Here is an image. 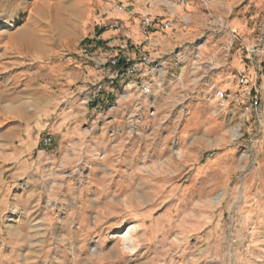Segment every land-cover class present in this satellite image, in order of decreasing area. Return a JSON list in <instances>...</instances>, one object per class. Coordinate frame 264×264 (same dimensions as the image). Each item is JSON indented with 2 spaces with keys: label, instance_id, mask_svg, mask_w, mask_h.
Listing matches in <instances>:
<instances>
[{
  "label": "rangeland",
  "instance_id": "1",
  "mask_svg": "<svg viewBox=\"0 0 264 264\" xmlns=\"http://www.w3.org/2000/svg\"><path fill=\"white\" fill-rule=\"evenodd\" d=\"M120 1L0 0V264H264V76L239 44L147 95L69 73Z\"/></svg>",
  "mask_w": 264,
  "mask_h": 264
},
{
  "label": "crops",
  "instance_id": "2",
  "mask_svg": "<svg viewBox=\"0 0 264 264\" xmlns=\"http://www.w3.org/2000/svg\"><path fill=\"white\" fill-rule=\"evenodd\" d=\"M120 2H127L125 6L128 8H117L108 24L117 21L121 27L116 30L105 27V31L99 36V48L92 54L94 61L89 66H82L79 63L76 66L77 70L73 68L69 73H77L82 77L93 75L99 81L102 79L99 78L102 70L98 69V62L113 56H119L121 60L126 62H135L133 58L129 59L128 56H149V60L158 69H145L144 66H141L131 80L123 79L121 81L122 88L127 94L136 91L135 89H138L140 83L144 84L155 79L157 82H163L166 77L173 81L174 78L180 77V66L188 63L189 56H199V58L206 56L204 62L211 63L221 74L223 56H226L225 50H227L226 44L229 38L226 34H220L218 37L208 32V15L220 17L224 21L225 27L236 33L247 45L255 44L258 36L256 32L259 30L258 25L264 21V9L261 7L263 0H158L152 4L151 8L145 7L147 0H121ZM172 2L176 4L173 7L170 5ZM203 4H206L207 10L210 9L207 12L208 15L205 13L206 8ZM146 14L152 18L161 19L169 26L167 28L155 27L151 31L145 32L142 26V17ZM127 44L130 46L126 48ZM108 51L109 53H107ZM107 54L109 56H106ZM230 56L241 55L239 51H235ZM233 63L237 69L242 68L237 60ZM216 78H219L218 75ZM214 81L213 84L218 85L219 80L215 79ZM103 86L105 88L106 82H103ZM113 86L115 91L117 85ZM94 97V94L89 95L86 104L79 107L85 109V106H92L93 104L89 103L95 101ZM97 108L98 105L89 110L95 113ZM118 108V104L113 106L115 111ZM10 111L15 113L19 121L26 123L27 118H29L35 122L32 126L36 129L48 131L41 137V146L45 148L42 139L51 138L49 134L54 129L47 128L48 126L41 128V125L36 121V114L32 113L29 117L26 108L22 112L18 111V108H13ZM69 111L68 109L67 115L62 113L60 117L54 120L55 129L66 127L70 120H74L76 124L83 123L85 120L83 117L85 115L84 110L82 113L77 108L72 112ZM72 115L75 117L70 118ZM1 137L4 139L5 135ZM36 145L32 142L33 148L37 147Z\"/></svg>",
  "mask_w": 264,
  "mask_h": 264
},
{
  "label": "built area",
  "instance_id": "3",
  "mask_svg": "<svg viewBox=\"0 0 264 264\" xmlns=\"http://www.w3.org/2000/svg\"><path fill=\"white\" fill-rule=\"evenodd\" d=\"M158 0H147L145 3L146 8H151L152 4H154ZM183 3V2H182ZM181 4V2H180ZM172 7L175 6V2H172L170 4ZM204 7L207 9L206 4H203ZM123 9H127L128 7H120ZM119 8V9H120ZM215 23L210 24V31L220 35V34H226L228 36V48L226 50L227 54L226 56H229L231 53V50L234 49L235 44H239L242 47V51L245 54V56H248L250 64L255 72V75L258 78H261L264 76V26L262 29H260L258 40L253 45H247L245 44L241 38L234 32L228 30L225 27L224 21L220 18L214 20ZM214 25V26H213ZM142 26L144 28L145 32H149L155 27H163L167 28L169 24L162 22L161 19L158 18H152L149 14H146L142 17ZM107 27L110 30H116L121 27V25L116 21L109 23L103 28ZM104 30V29H101ZM99 31V30H98ZM98 31L93 35L87 38L86 40L82 41V47L81 52L85 54V60L86 62L90 63L93 62V56L92 54L98 50L99 48V36ZM130 46L129 44L126 45V48ZM133 46V45H132ZM144 66L145 69L151 68L154 70H157L158 68L156 65L154 66V63L149 60L148 57L142 56L137 60L136 62H126L119 58V56H113L108 59L102 60L97 63L98 69L107 70V77L106 79H110L112 82H117V80H123V79H129L131 80L135 74L137 73L138 69ZM107 68V69H106ZM243 82V80H241ZM153 82H147V83H140L138 84V87L142 89V93L144 95H147L150 93L151 88L153 86ZM98 90L101 89V86L99 85L97 87ZM252 90H249L248 93H250ZM226 93L217 91L216 96L220 99H223L225 97ZM254 105H258V101L256 100L254 102ZM245 111H248V108L245 109ZM245 112V113H246ZM246 115V114H245ZM258 121L260 122V118L258 117ZM42 144L47 147L51 144V138L46 137L42 139Z\"/></svg>",
  "mask_w": 264,
  "mask_h": 264
},
{
  "label": "bare ground",
  "instance_id": "4",
  "mask_svg": "<svg viewBox=\"0 0 264 264\" xmlns=\"http://www.w3.org/2000/svg\"><path fill=\"white\" fill-rule=\"evenodd\" d=\"M8 27H12V25H8V24H5L3 27H0V30H3V31H1V32H6V29L8 28ZM20 106H22V105H20ZM19 108H21V109H19ZM25 108H24V106H22V107H18V111H23ZM131 232L130 231H128L127 233H126V235H129ZM130 236V235H129ZM124 237V236H123Z\"/></svg>",
  "mask_w": 264,
  "mask_h": 264
},
{
  "label": "trees",
  "instance_id": "5",
  "mask_svg": "<svg viewBox=\"0 0 264 264\" xmlns=\"http://www.w3.org/2000/svg\"><path fill=\"white\" fill-rule=\"evenodd\" d=\"M105 30H99L98 35H101Z\"/></svg>",
  "mask_w": 264,
  "mask_h": 264
}]
</instances>
